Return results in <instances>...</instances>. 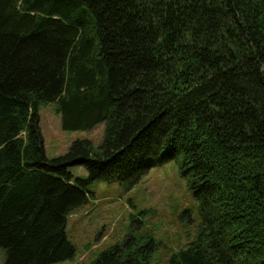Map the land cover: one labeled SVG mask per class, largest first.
I'll return each mask as SVG.
<instances>
[{"label": "trees", "instance_id": "trees-1", "mask_svg": "<svg viewBox=\"0 0 264 264\" xmlns=\"http://www.w3.org/2000/svg\"><path fill=\"white\" fill-rule=\"evenodd\" d=\"M100 143L49 158L39 107ZM195 124V125H194ZM175 161L201 220L174 264H264V0H0V249L74 257L89 185ZM83 165L86 178L70 171ZM131 237L90 264H150Z\"/></svg>", "mask_w": 264, "mask_h": 264}, {"label": "rangeland", "instance_id": "rangeland-1", "mask_svg": "<svg viewBox=\"0 0 264 264\" xmlns=\"http://www.w3.org/2000/svg\"><path fill=\"white\" fill-rule=\"evenodd\" d=\"M40 127L49 158L65 154L73 141L101 142L106 123L92 130H65L55 103L39 107ZM75 177L86 178L83 165H74ZM88 202L68 216L67 236L75 245L72 258L53 264H90L101 252L131 237L148 240L150 264H174L172 254L194 240L201 220L199 201L175 161L151 168L133 186L118 179H98L89 185ZM6 250L0 249V264Z\"/></svg>", "mask_w": 264, "mask_h": 264}, {"label": "bare ground", "instance_id": "bare-ground-1", "mask_svg": "<svg viewBox=\"0 0 264 264\" xmlns=\"http://www.w3.org/2000/svg\"><path fill=\"white\" fill-rule=\"evenodd\" d=\"M195 125V124H194Z\"/></svg>", "mask_w": 264, "mask_h": 264}]
</instances>
